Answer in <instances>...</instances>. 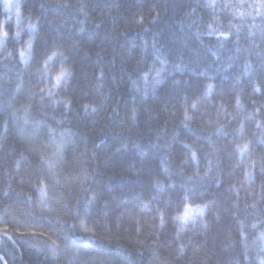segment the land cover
<instances>
[{"label":"trees","instance_id":"1","mask_svg":"<svg viewBox=\"0 0 264 264\" xmlns=\"http://www.w3.org/2000/svg\"><path fill=\"white\" fill-rule=\"evenodd\" d=\"M5 3L0 264H264L260 0Z\"/></svg>","mask_w":264,"mask_h":264},{"label":"snow or ice","instance_id":"2","mask_svg":"<svg viewBox=\"0 0 264 264\" xmlns=\"http://www.w3.org/2000/svg\"><path fill=\"white\" fill-rule=\"evenodd\" d=\"M11 7H12V5H11L10 2H6V3H5V8H11ZM16 7H17V9H18V8H19V5H16ZM260 7H264V0H260ZM30 27H32V26H30ZM18 35H19V33H17V36H18ZM3 36L6 37V36H7V32H4V33H3ZM30 47H31V45L29 44V48H30ZM20 55H21V57L23 58V56H24L23 51L20 53ZM53 55H55V53H54ZM51 59H52V57H49V58H48V60H51ZM45 64L47 65V61L45 62ZM67 75H69V73L67 72V70H62L59 74H57V75L55 76L56 84H55L54 86H55V87H59L60 84H61V81L64 80V78H65ZM42 91H43V89H42ZM54 103H55V101H54ZM192 107L195 108V104H193ZM87 108H88V106L85 105V109H87ZM92 111L95 112L96 109L93 108ZM185 115L187 116V113H185ZM27 122H28V121L25 120V123H27ZM247 147H248L247 145H244V148L241 149V153H243V151H245V150L247 149ZM62 153H63V144H62V143H57V144L55 145V150L51 153V155H52V156H62ZM47 155H48V154L45 153V154H42V156H41L42 161L45 162V163H47V159H46V156H47ZM192 158L195 159V153H192ZM52 167H53V166H52L51 164H49V168L51 169ZM85 179H87V175H86V174H85ZM204 207H207V206L205 205ZM202 211H203V210L201 209V214H202ZM189 212H190V209H189V208H185L184 213H183L182 215H178L176 218H177V219H180V220H183L185 223H187V221H188L189 218H190V216H189ZM160 219H161V226H163V215H161V218H160ZM204 227L207 228V224H205ZM181 231H183V228H181ZM190 243H191V241H190ZM183 251H184V246L181 245V247H180V252L183 253Z\"/></svg>","mask_w":264,"mask_h":264},{"label":"rangeland","instance_id":"3","mask_svg":"<svg viewBox=\"0 0 264 264\" xmlns=\"http://www.w3.org/2000/svg\"><path fill=\"white\" fill-rule=\"evenodd\" d=\"M5 1H6V2H10L11 5H12L11 8H6V10H7L8 12L11 13L12 10L16 9V4H17L18 0H5ZM194 213H195V211L190 209V212H189V216H190V218H189V220H190L191 218L194 217Z\"/></svg>","mask_w":264,"mask_h":264}]
</instances>
